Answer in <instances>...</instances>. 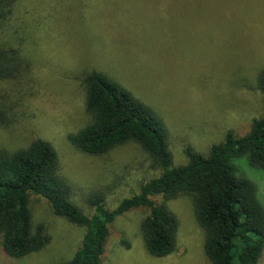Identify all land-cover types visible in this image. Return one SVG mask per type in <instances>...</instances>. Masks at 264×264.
<instances>
[{"label": "rangeland", "instance_id": "374dc122", "mask_svg": "<svg viewBox=\"0 0 264 264\" xmlns=\"http://www.w3.org/2000/svg\"><path fill=\"white\" fill-rule=\"evenodd\" d=\"M19 11L13 26L18 37L29 36L24 54L38 69L9 86L20 114L16 124L1 131L0 145L16 150L35 138L51 141L61 174L72 186V201L87 214L95 212L91 194L102 193L106 207L115 209L160 174L135 143L91 156L70 141L69 135L88 122L85 79L92 70L113 77L163 120L175 166L188 162L186 147L208 152L229 131L247 134L253 120L264 115L258 86L264 69V0H24ZM233 163L239 177L256 184L264 208V168L251 166L247 156ZM156 200L164 202L162 196ZM166 202L180 220L174 253L156 257L147 250L142 221L149 208L142 207L110 225L101 264H210L192 198L180 195ZM30 207L33 226L44 223L51 242L13 258L0 237V264L69 261L87 227L56 215L41 195H31Z\"/></svg>", "mask_w": 264, "mask_h": 264}, {"label": "trees", "instance_id": "16d2710c", "mask_svg": "<svg viewBox=\"0 0 264 264\" xmlns=\"http://www.w3.org/2000/svg\"><path fill=\"white\" fill-rule=\"evenodd\" d=\"M22 1L0 0V86L7 87L0 93V134L19 120L21 105L10 98L9 86L38 69L31 55L24 54L29 36L18 37L20 31L13 26ZM85 84L88 122L69 135L72 144L86 154L101 156L135 143L160 174L143 182L139 192L124 198L115 209L106 207L102 193L91 194L88 201L95 212L90 215L72 201V186L61 174L60 156L51 141L35 138L16 150L0 145L4 252L23 258L51 242L44 223L32 224L30 200L32 194H38L49 200L56 215L87 227L80 248L64 264H101L110 225L118 216L142 207L149 208L142 221L146 248L156 257H166L178 249L180 230V220L166 201L189 195L205 231L204 250L210 264H261L264 208L256 184L237 175L233 159L247 156L251 166L264 168V115L253 120L247 134L229 131L208 152L186 147L188 162L175 166L169 129L149 105L103 71L92 70ZM258 86L264 100V69ZM158 196L164 202H158Z\"/></svg>", "mask_w": 264, "mask_h": 264}]
</instances>
